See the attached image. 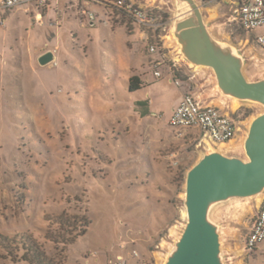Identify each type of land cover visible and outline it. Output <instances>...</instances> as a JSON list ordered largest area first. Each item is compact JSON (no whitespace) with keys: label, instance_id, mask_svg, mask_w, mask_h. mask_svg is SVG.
<instances>
[{"label":"rangeland","instance_id":"rangeland-1","mask_svg":"<svg viewBox=\"0 0 264 264\" xmlns=\"http://www.w3.org/2000/svg\"><path fill=\"white\" fill-rule=\"evenodd\" d=\"M102 1L89 7L99 15L95 27L88 21L81 26L85 7L76 2L60 21L52 16L38 24L30 5L0 8V233L30 234L54 264H115L118 257L126 264H163L185 221L186 172L206 145L197 131L175 130L167 115H150L145 94L156 83L154 72L166 71L182 86L172 85V93L185 88V94H208L214 78L180 57L170 33L173 0H128L157 16L156 32L141 28L148 40L130 17L129 30L114 15L100 25L104 9L109 12ZM197 2L214 36L244 54L245 76L264 77V48L255 34L231 22L232 3ZM156 42L164 45L160 66L159 57L148 53ZM41 47H56V67L35 62L34 50ZM138 74L143 88L129 93V79ZM225 110L241 122L226 147L243 155L249 124L264 109L234 103ZM263 197L220 208L235 264H264V241L247 258L240 251ZM62 213L84 219L70 220L74 231L84 232L66 245L48 239H73L74 232L52 224ZM0 264L25 263H12L0 250Z\"/></svg>","mask_w":264,"mask_h":264},{"label":"water","instance_id":"water-1","mask_svg":"<svg viewBox=\"0 0 264 264\" xmlns=\"http://www.w3.org/2000/svg\"><path fill=\"white\" fill-rule=\"evenodd\" d=\"M173 9L170 33L180 57L194 68L211 71L215 97L225 107L241 103L264 109V77L252 81L245 76L244 54L214 36L197 0H173ZM52 61L51 52L38 58L40 66ZM203 150L186 172L185 221L163 264H235L220 208L264 196V111L249 124L243 155L213 144Z\"/></svg>","mask_w":264,"mask_h":264},{"label":"built area","instance_id":"built-area-1","mask_svg":"<svg viewBox=\"0 0 264 264\" xmlns=\"http://www.w3.org/2000/svg\"><path fill=\"white\" fill-rule=\"evenodd\" d=\"M77 3H97L98 0H75ZM232 3L231 22L236 24L247 34H255L256 44L264 48V0H228ZM52 0H0V8L12 10L23 5H34L38 11L37 22L41 21L40 12L50 7ZM111 9H123L128 14L135 25L140 29L152 30L156 32L157 16L149 10L139 8L131 4L128 0H108L102 1ZM81 15L86 17L90 27L95 26V14L81 9ZM146 40L147 37L145 38ZM164 45L156 42L148 46V53L159 57L155 66L164 63ZM154 77L159 79L160 72H154ZM179 85V83H176ZM167 124L181 131L195 130L201 143L213 144L216 146L228 145L240 130L241 122L233 116L224 113L221 109L209 104L201 103L190 94H184L178 106L172 110L167 118ZM209 140V142L207 141ZM264 241V200L261 202L257 212L250 219L249 230L242 238V254L244 258L249 257ZM136 256V253H134ZM115 264H126L121 257L117 258ZM143 264V263H140Z\"/></svg>","mask_w":264,"mask_h":264},{"label":"crops","instance_id":"crops-1","mask_svg":"<svg viewBox=\"0 0 264 264\" xmlns=\"http://www.w3.org/2000/svg\"><path fill=\"white\" fill-rule=\"evenodd\" d=\"M75 2H76L75 0H52V2L50 4V7L48 9H44L43 11L40 12V15L43 12H45L43 14V17L41 16L42 20H44L45 18L50 19L53 16L56 20L60 21L61 16L63 14L68 15V14L71 13V11H69L70 7H67V5H73L74 6ZM91 4H93V3H88L87 2V3L83 4V6L85 7V11L86 12L91 11L89 9ZM93 5H95V4H93ZM30 6L34 10V13L30 12L31 19H33V21L35 20V23H37V18L36 17L39 15L38 11L34 7V5H30ZM104 10H105L104 12H106L107 14L106 13L102 14L103 18L102 19H98L99 20L98 23L100 25H103V26L107 25L109 23H112L110 20H112V17H113L112 16L113 14L111 15L110 11L107 12L106 9H104ZM24 11L25 12H29L30 10H28V8H26ZM95 17H96V20H97L99 15L95 14ZM79 20L81 22V26H83L84 22L87 21L86 17H84V16H82V18H79ZM132 26H136L139 29L140 36H143L144 38L147 37V34L144 31H141V29L137 25H132ZM29 51H31L30 48H29ZM47 52H51L52 53L53 61L51 62V66L56 67L57 63L55 61V56H54V53L57 52L56 47L53 50L44 49L42 47L41 48H35V50H34V53L36 55L35 56V62L38 63V58L41 55H43V54H45ZM156 59L157 58H155V60ZM32 60H33V58L31 56L30 57L31 64H33ZM138 75H139V78H141L140 77L141 74H138ZM161 75H162L161 79H155V77L153 75V78L155 79L156 83L155 84H151V86L149 88V91L145 94L146 97L147 96L149 97V98L147 97L148 98V104H149V107H148L147 111L149 112L150 115H156L157 113H159L161 115L169 116L170 113L172 112V110L175 109L178 106L182 96L186 93V91H185V88H183V90H180L178 93H176V92L172 93L174 91L173 88H172V85H174V86H176V85L174 84V82L172 81V79L170 78V76L168 75V73L166 71L164 73H161ZM141 81H142V79H141ZM176 87L178 89H180L182 86H176ZM142 88H143V86H142ZM213 92L214 91L211 90L210 92H208V94L207 93L206 94L205 93L204 94H200V95L190 94V93H187V94L192 95L194 98H196L201 103L212 105L214 107H217V108L221 109L224 113L229 114L228 112H226L225 109H227V108L231 109L232 105H229L228 107H225L223 102L218 100L217 98L210 99L212 96H214ZM169 94H171V95L174 94V97L172 96V100L168 103V105L166 107H162L161 104L163 103V101L169 100ZM263 200H264V197L261 200L258 201L255 213L257 212V210H258V208H259V206H260V204H261V202ZM252 214H253V212H252ZM254 214L250 215L251 218L254 216ZM247 223L248 222H245V225H247ZM248 229H249V227H248ZM229 245L231 247V243H229ZM258 248L261 249L260 246ZM240 251L242 252V248L240 249Z\"/></svg>","mask_w":264,"mask_h":264},{"label":"trees","instance_id":"trees-1","mask_svg":"<svg viewBox=\"0 0 264 264\" xmlns=\"http://www.w3.org/2000/svg\"><path fill=\"white\" fill-rule=\"evenodd\" d=\"M111 12V15H114V21H117L119 25L126 27L129 30L128 20L125 17H130L125 13L123 9H111L108 8ZM131 18V17H130ZM132 19V18H131ZM133 21V20H132ZM132 25H135L134 21ZM176 77V75H174ZM142 89V82L139 77L133 76L129 79L127 91L129 93H135ZM70 220H84L83 217L78 216H69L66 213L52 217V224H56L59 229L63 231L69 230L74 232V237L71 240L63 239H53L52 237L48 238L54 243H61L63 245L72 243L75 238L83 234L82 232L74 231L76 228L72 226ZM82 228H86V224L81 225ZM0 250L4 251L5 258H8L12 263L22 262L25 264H54L52 259H50L42 247L37 243V241L28 233H18L13 237H8L0 233Z\"/></svg>","mask_w":264,"mask_h":264},{"label":"bare ground","instance_id":"bare-ground-1","mask_svg":"<svg viewBox=\"0 0 264 264\" xmlns=\"http://www.w3.org/2000/svg\"><path fill=\"white\" fill-rule=\"evenodd\" d=\"M228 146V145H227ZM220 148L226 147V145H220ZM242 147V146H241ZM261 200V199H260ZM185 215V214H184ZM182 228V227H181ZM175 230V229H174ZM175 232V231H174ZM175 234V233H174ZM177 234V233H176Z\"/></svg>","mask_w":264,"mask_h":264}]
</instances>
